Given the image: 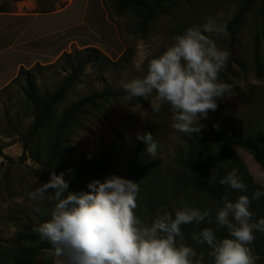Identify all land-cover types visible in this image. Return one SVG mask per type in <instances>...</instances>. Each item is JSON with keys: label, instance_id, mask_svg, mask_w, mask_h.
I'll list each match as a JSON object with an SVG mask.
<instances>
[{"label": "rangeland", "instance_id": "obj_1", "mask_svg": "<svg viewBox=\"0 0 264 264\" xmlns=\"http://www.w3.org/2000/svg\"><path fill=\"white\" fill-rule=\"evenodd\" d=\"M249 1L181 0L143 33L139 31L140 22L132 14L118 15L111 0H0V147L10 158L0 157V248H11L20 226L38 223L48 216L52 205L47 198L33 203L28 193L47 182L52 172L65 173L64 179L69 181L83 161L116 145V160L105 172L83 180L75 192L88 191L87 184L96 179L103 181L111 175L124 178L139 140L137 136L145 133H151L158 145L155 159L147 153L148 164L159 165L160 173L156 187L149 192L151 196L138 192L135 212L145 224L162 215L159 197L166 194L173 163L191 134L171 127L169 106H162L159 113L151 110L154 94L148 99L128 100L122 82L142 76L148 60L162 54L191 23L213 20L225 26ZM252 2L237 42L233 43L228 36L215 39L218 47L230 53L219 78L229 70L236 86L218 102L215 111L209 110L206 118H200L203 127L199 133L209 141L215 132L231 136L234 129L247 128L264 137V0ZM93 50L105 59L88 67L59 106L48 129L23 156L22 135L33 122L32 107L26 100V78H33L41 93L54 92L66 78L70 62ZM22 70L28 73H21ZM108 89L126 96L102 104L98 108L101 110L92 111L81 128L72 129L60 163L44 171L42 163L49 136L60 113L72 103ZM233 147L253 179L264 187V167L250 152ZM48 258L41 256L37 264ZM53 261L56 264L55 257Z\"/></svg>", "mask_w": 264, "mask_h": 264}, {"label": "clouds", "instance_id": "obj_2", "mask_svg": "<svg viewBox=\"0 0 264 264\" xmlns=\"http://www.w3.org/2000/svg\"><path fill=\"white\" fill-rule=\"evenodd\" d=\"M225 32V26L209 20L176 35L161 55L148 60L142 76L122 82L126 98L148 99L154 94V113L167 105L174 130L198 134L203 127L200 118H206L209 110L215 111L231 91V85L219 79L230 53L218 47L214 39ZM137 139L147 143L146 151L155 159L158 145L152 134L138 135ZM64 175L52 172L47 182L28 193L30 202L47 198L52 205L50 218L33 231L51 245L56 264H204L203 254L198 255L185 242L182 226L206 220L212 223L210 210L184 206L175 208L174 213L165 211L145 224L135 212L137 182L111 175L103 181H90L88 191L73 192ZM220 183L247 191L238 169H232ZM261 196L264 192L255 191L251 200ZM251 200L240 195L235 202L225 200L216 209L214 222L226 229V237L218 238L208 227L192 234L194 241L208 246L212 264H256L250 245L256 231L264 232V218L253 221Z\"/></svg>", "mask_w": 264, "mask_h": 264}, {"label": "trees", "instance_id": "obj_3", "mask_svg": "<svg viewBox=\"0 0 264 264\" xmlns=\"http://www.w3.org/2000/svg\"><path fill=\"white\" fill-rule=\"evenodd\" d=\"M116 12L120 16L132 14L140 22L139 31L146 33L149 28L162 16L169 13L170 8L181 0H111ZM250 0L239 14L227 25L226 32L221 35L233 42H237L241 36V24L253 6ZM204 22L197 20L187 26H201ZM183 31V32H184ZM182 32V33H183ZM218 36H214L216 39ZM161 55V54H160ZM159 55L155 56L158 57ZM105 59L99 51L70 62L66 70L67 76L60 87L51 93H41L36 81L26 78V100L32 107L30 117L33 122L29 129L22 135L24 154L37 139L48 129L59 106L66 101L69 94L81 81L88 67ZM21 73H28L22 70ZM226 70L219 78L220 81L231 85L234 90L235 78ZM235 76V75H234ZM236 77V76H235ZM126 96L124 92L115 90L96 91L65 108L57 122L53 125L54 132L49 136V146L46 159L42 163L43 170L53 169L60 163L64 147L67 144L69 132L74 128H81L89 114L98 109L102 104ZM234 145L250 152L255 159L264 167V137L257 136L254 129L247 128L232 131L231 136L215 132L211 141L200 133L191 134L182 154L174 161L166 194L159 197L161 206L165 211L173 212L175 208L190 206L199 208L201 211L208 209L212 213L213 222L207 220L201 224H186L182 226L185 242L193 247L198 255L203 254L204 264H212V258L208 255L210 249L206 244L201 245L192 239V234L199 233L203 228H212L218 238L228 235L226 229L220 228L215 222L216 209L225 201L235 202L240 195H247L250 200L255 191L264 192V187L258 184L251 176L247 165L234 150ZM147 143L138 140L132 160L125 173V179H131L138 183L139 191L151 196L149 192L156 187L157 173H160L159 165L148 164ZM119 154L116 145L103 149L89 161H83L78 165L69 177V191L75 192V187L83 180L105 172L116 160ZM0 157L10 160L0 147ZM232 169H238V175L247 186V191L234 190L228 185H222L220 180ZM159 171V172H158ZM140 194V196H141ZM139 196V195H138ZM250 210L253 211V221L264 218V196L259 200H251ZM162 213V214H163ZM49 215L38 223H26L20 226L19 233L14 239L9 250L0 248V264H37L41 256L49 258L39 264H53L51 245L42 241L38 234L33 231L35 226L49 219ZM142 221V220H141ZM255 239L250 245L253 248L256 264H264V232L256 231Z\"/></svg>", "mask_w": 264, "mask_h": 264}]
</instances>
